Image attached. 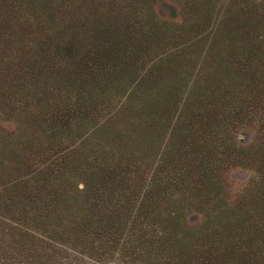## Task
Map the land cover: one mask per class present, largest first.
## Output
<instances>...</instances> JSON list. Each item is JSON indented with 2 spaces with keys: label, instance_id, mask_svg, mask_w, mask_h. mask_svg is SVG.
<instances>
[{
  "label": "trees",
  "instance_id": "16d2710c",
  "mask_svg": "<svg viewBox=\"0 0 264 264\" xmlns=\"http://www.w3.org/2000/svg\"><path fill=\"white\" fill-rule=\"evenodd\" d=\"M168 1L0 0V264H264V0Z\"/></svg>",
  "mask_w": 264,
  "mask_h": 264
},
{
  "label": "rangeland",
  "instance_id": "374dc122",
  "mask_svg": "<svg viewBox=\"0 0 264 264\" xmlns=\"http://www.w3.org/2000/svg\"><path fill=\"white\" fill-rule=\"evenodd\" d=\"M157 10L159 15L163 19H168V20L172 19L171 17L178 14V8L168 0H158ZM179 20H180L179 17H177V21ZM1 113L2 110H0V128H3L5 130H11L12 127L10 123L5 122ZM254 136H255L254 131H252L251 129H245L239 132L238 141L242 146H247L253 143ZM251 177H252L251 172L239 168L231 170L228 175L230 184L232 186V190H234V192L237 190H241L243 187L248 185L251 180ZM190 219L192 225H196L199 222V217L196 215L194 217L192 216Z\"/></svg>",
  "mask_w": 264,
  "mask_h": 264
}]
</instances>
